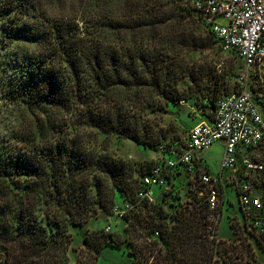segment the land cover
I'll use <instances>...</instances> for the list:
<instances>
[{"label":"trees","instance_id":"1","mask_svg":"<svg viewBox=\"0 0 264 264\" xmlns=\"http://www.w3.org/2000/svg\"><path fill=\"white\" fill-rule=\"evenodd\" d=\"M82 1L56 9L0 0V264H97L104 238L93 245L86 235L71 262V228L110 213L124 225L129 264H238L234 246L208 230L199 167L165 169L151 204L137 192L161 160L144 170L107 153L110 139H126L175 158L187 135L160 141L158 127L169 105L188 98L179 82L197 84L192 57L207 38L192 22L215 37L181 0ZM217 92L202 98L209 123ZM22 112L30 121L19 128ZM87 130L104 150L95 151ZM126 202L133 209L114 215ZM232 223L264 247V233Z\"/></svg>","mask_w":264,"mask_h":264},{"label":"built area","instance_id":"2","mask_svg":"<svg viewBox=\"0 0 264 264\" xmlns=\"http://www.w3.org/2000/svg\"><path fill=\"white\" fill-rule=\"evenodd\" d=\"M181 3L195 13L197 21L210 31L223 51L233 53L241 61L236 78L238 89L216 100L213 122L200 120L191 127L184 147L174 152V159L161 157L142 177L146 188L139 190L137 197L153 204L156 200L151 189L164 185L165 169L177 164L189 170L197 166L211 234L216 230L224 202L222 180L237 193L241 219L235 220L240 228L264 233V218H250V212L264 210V0H181ZM219 17L227 23L218 24ZM215 142L224 147L220 170L230 173L228 179H223L220 173L218 182L202 166V154ZM134 205L126 202L120 208L116 206L113 214L122 216Z\"/></svg>","mask_w":264,"mask_h":264},{"label":"rangeland","instance_id":"3","mask_svg":"<svg viewBox=\"0 0 264 264\" xmlns=\"http://www.w3.org/2000/svg\"><path fill=\"white\" fill-rule=\"evenodd\" d=\"M49 5H55L56 9L60 7H70L78 4L80 0H45ZM93 0H83L82 3H90ZM216 22L220 25L227 23L224 18H217ZM2 21H0V25ZM195 28V33L207 38L206 48L201 52H195L193 59L197 64H194L199 69L196 71L197 84H193L188 78H184L179 82L180 91L188 98L175 105H169L161 117L159 127L162 138L160 141H170L187 135V122L196 124L200 120H204L201 115L202 98L209 94L213 95L214 90L217 96H226L237 92L238 86L236 78L241 70V61L231 52L223 51L215 39L211 41V35L192 22ZM2 47V46H1ZM195 73V74H196ZM211 115V110H209ZM27 113H21L20 116H15L13 121L15 126L19 124H27L30 117ZM11 123L8 121V127ZM2 129V128H1ZM3 131V129H2ZM92 130H87L85 139L91 142L95 147V151L104 150V142L102 137ZM158 141V142H160ZM157 143V142H155ZM151 143V144H155ZM223 145L220 142H215L207 151L202 154L203 168L207 169L212 179L218 182L219 174L223 175V179H228L230 173L228 171L221 172L220 162L223 153ZM107 153L113 158L127 160L131 163H139L143 169L149 168L155 162H158L161 156L142 145H138L131 140L126 139H110ZM222 182L224 192V202L221 206L220 216L216 224L215 236L217 239H222L226 243H231L237 251L238 264H264V247L255 239L243 232L241 229H236L232 223L233 219H241L236 192L230 184ZM152 194L154 200H160L162 188L153 186ZM184 198V197H183ZM185 200V199H184ZM119 203V199H117ZM121 201V200H120ZM107 215V214H106ZM101 215L98 218H91L88 222L81 226L71 228L72 239L74 242L70 246L69 256L71 262H75L78 257L79 248L83 247V241L86 235L89 236L91 244L97 245L102 238L106 243L102 242L97 264H129L126 251L129 249V244L126 242L128 236L124 231V225L119 218L112 216ZM110 227V230L107 228ZM235 254V253H234ZM3 259V254L0 252V261Z\"/></svg>","mask_w":264,"mask_h":264},{"label":"crops","instance_id":"4","mask_svg":"<svg viewBox=\"0 0 264 264\" xmlns=\"http://www.w3.org/2000/svg\"><path fill=\"white\" fill-rule=\"evenodd\" d=\"M193 125H194V124H193ZM193 125H192V126H193Z\"/></svg>","mask_w":264,"mask_h":264}]
</instances>
